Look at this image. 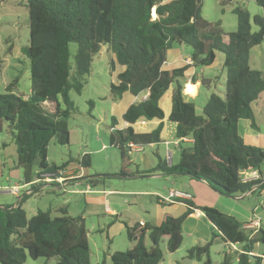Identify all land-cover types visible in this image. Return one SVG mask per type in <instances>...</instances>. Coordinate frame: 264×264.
Returning <instances> with one entry per match:
<instances>
[{"label":"trees","instance_id":"1","mask_svg":"<svg viewBox=\"0 0 264 264\" xmlns=\"http://www.w3.org/2000/svg\"><path fill=\"white\" fill-rule=\"evenodd\" d=\"M253 1L263 16L250 17L247 10L235 7L236 29L223 34L201 17L199 0H27L29 40L24 54L29 61L30 99L34 103L12 94L16 80L0 94V131L6 125L15 146L16 167L24 181L31 182L40 172L64 168L48 163V149L50 145L68 144L66 121L74 111L69 92L81 93L93 57L106 46L113 57L110 69L114 71L115 64L122 68L117 83L109 87L111 100L117 102L125 93L146 95L122 114L126 127L117 129L115 119H111L109 145L118 149L122 167L129 164L130 145L144 149L160 143L164 114L159 100L174 84L167 120L174 124L177 162L168 165L156 152L152 169L130 175L120 170L119 177L159 174L185 178L204 183L225 198L261 191L264 184L258 172L264 150L245 144L238 135L239 120L256 127L252 105L264 93V72L249 66L250 50L264 41V0ZM251 22L256 27L254 32ZM71 44L76 46L72 62ZM172 44L190 47L192 65L198 69L210 68L215 52L223 56V96L211 93L200 115L184 100L178 83L187 67L163 70ZM196 79L193 76L191 82L198 80L203 87L209 84L203 77ZM40 103L46 110L39 107ZM139 119L159 123L149 133H135L132 125ZM86 159L87 155L81 157L80 166H89ZM244 172H257L259 180L242 182ZM85 179L89 188L98 183L95 178ZM25 198L22 196L14 208L0 206V264H23L27 258L90 264L83 217H71L64 211L55 217L49 211L27 217L21 207ZM173 200L186 207L178 217L165 214L158 225L125 224L133 245L110 255L111 264H160L164 255L160 243L164 241L166 251L175 253L182 243L183 223L195 210L208 224L210 238L203 246L188 250L189 259L201 261L204 257L202 264H211L209 248L220 237L228 249L221 264H262L264 251L257 257L254 250L256 245H264V230L252 235L234 217L212 207L195 206L191 196ZM157 202L165 204L161 199ZM234 246L240 250L232 256Z\"/></svg>","mask_w":264,"mask_h":264},{"label":"rangeland","instance_id":"2","mask_svg":"<svg viewBox=\"0 0 264 264\" xmlns=\"http://www.w3.org/2000/svg\"><path fill=\"white\" fill-rule=\"evenodd\" d=\"M26 3L27 0H0V94L6 93V87L16 80L14 87L11 88L12 94L33 104L34 102L30 99L29 61L24 54V49L29 40ZM199 3L201 17L218 26L223 34L234 32L236 29V16L232 13L235 7L247 10L250 17L263 16L262 10L253 0H199ZM251 31H256L252 22ZM69 50L70 61L72 62L76 46L69 45ZM192 52L188 46L172 44L166 53V62L175 57L187 56ZM112 58L106 46H101L99 52L93 57L90 75L81 93L69 92V99L74 106L73 113L66 121L70 133L69 142L67 145H50L48 163L57 167L71 165L78 168L81 157L87 155L86 161L89 166L84 167V170L90 178L98 180L96 186L90 189L133 191V194L109 198L112 206L116 207L118 211L117 216H107L99 209L97 211L87 209L82 195L69 194L74 187L71 185L65 186L63 189L46 188L45 191L36 196H28L21 203L27 217H31L37 210L49 211L52 217L59 216L54 210L57 204L60 206L67 205V215L71 217L82 216L87 231L90 264H111L110 255L131 249L133 242H130L127 237L125 224L131 226L142 219L153 225L155 223L153 218L156 217L157 210L161 209L157 200L167 194L165 189H169V183L163 179H143L140 178L142 177L140 175L125 178L118 176L120 170H124L127 175L140 173L144 166L143 159L152 164L155 163L156 159L153 153L157 152L164 158L166 146L161 143L155 148H144V154H129L127 156L129 164L122 167L118 149L109 145V134L112 118L115 119V127L117 124L118 127L121 125L118 108L126 107L128 100L115 103L111 100L109 87L111 84H116L115 73L120 70V66L117 64H115L114 71L110 69ZM222 63V54L215 52L213 65L210 68H205L203 72H197L199 77L202 76L209 80L206 87H203L200 82H196L197 95L193 100H188L194 105L198 115L201 114L202 106L211 93L223 96L225 78L222 72ZM249 66L253 70L264 72V41L250 50ZM258 102L260 104L257 109L255 129L260 132L257 141L263 145L259 147L264 150V93ZM38 105L46 110L44 103ZM166 124L168 135L166 139L171 141L172 137L169 138V136L172 134L174 125L169 121H166ZM239 137L245 144L256 147L257 142H252L248 136L239 135ZM2 145L5 146L2 147ZM167 148L176 159L178 153L171 146ZM259 171L261 172L260 178L264 180V162ZM21 176L22 171L16 167L15 146L6 125H4L0 131V186L8 190L17 185L19 191H23V187L18 182ZM8 177L10 182L7 180ZM80 181L84 182L86 179H80ZM68 198L71 199L70 203L64 201ZM134 200H138L141 208L130 206ZM258 201L259 199L256 200L255 197L249 196L244 198L241 203L243 205H256ZM14 202L15 199L11 195L0 196V204L2 205H12ZM144 209L145 212H143ZM170 211L173 216L177 215L179 207ZM259 219H261L264 227V213L259 215ZM200 222L204 224L202 219ZM201 229L203 230V227ZM204 244L205 242L197 240L193 234H189L184 229L182 231V243L175 253H168L165 242L160 243V248L164 254L160 264H202L204 257L201 261L189 259L187 251L194 246H203ZM145 245L147 248L151 246L147 237L145 238ZM236 247L239 248L234 246L235 250H232L230 255L235 256V253L240 250ZM227 250L220 237L215 238L209 248L211 264H221L223 254ZM254 255L262 256V251L258 254L254 253ZM261 263L264 264V262ZM23 264H56V259L38 258L33 260L27 258Z\"/></svg>","mask_w":264,"mask_h":264},{"label":"crops","instance_id":"3","mask_svg":"<svg viewBox=\"0 0 264 264\" xmlns=\"http://www.w3.org/2000/svg\"><path fill=\"white\" fill-rule=\"evenodd\" d=\"M185 66L187 67V70L184 73V77L180 78L178 80V83L183 88L182 93L184 95V100L186 102H189L188 100H193L197 95L196 82H198L197 79L199 78V74L197 72L200 73V72L204 71V69H198V68L193 67V65H192V53L187 55V56L185 55L184 57H175L169 62L165 61L164 65H163V70L177 69V68H181V67H185ZM121 71H122V68L120 67V70L115 73L116 74V83H117V75ZM193 76L197 77V79H196L197 81L195 83L191 82V78ZM200 78H202V76ZM188 89H189V92L187 91ZM173 90H174V84H172L168 88V90L165 92V94L159 100V106L162 109L163 114H164V119H163L164 126L162 129L161 135H160L161 141L158 144L150 145L148 147V148H155V147H158L161 143L164 144L166 146L164 158L166 159L167 154H170V159L169 160L166 159L168 162V165L175 163L178 160V157L175 159L174 154H172L170 152V150H168V148H167L168 146H171L172 149H174L177 152L176 146L174 145V143H175V141H174V127L172 130L171 136H169V138L172 137V140L170 141L169 139H166V137L168 136L166 133V129H167L166 121H168L167 118H168V115H169L170 110H171V96H172ZM261 96H262V94L259 96V98L252 105V110L254 113L255 122H256L257 115H258V112H257L258 105L260 104L258 101H259ZM145 97H146V95H139L137 97H133L129 93L123 94L121 101H118V102H122V100L123 101L128 100V103H127L126 107H119L118 108L119 112H120L119 116L122 117V114L125 112V110L131 104L139 102V101L143 100ZM113 103H115V102H113ZM117 107H118V105H117ZM158 123H159V121H157V120L146 121L144 119H139L134 125H132V129L135 133H149L153 129L156 128ZM124 127H126V124L123 123L122 120H121V125H119V127H118V124L116 125V128H118V129H121ZM136 129H140L142 131H137ZM238 134L242 137L248 136L249 138L252 139V142H257L256 147H259L261 145V143L259 141H257V139L260 137V132H258V130L255 129V127L253 128L250 125V122L247 120H239V122H238ZM261 146H263V145H261ZM133 153L134 154L135 153L144 154V149H141L138 151L137 150H135V151L131 150V152H129L130 155ZM158 155L161 156L160 154H158ZM144 158H145V156H144ZM161 158H162V156H161ZM143 165L144 166L142 167L141 171H147V170L152 169L156 165V161H155V163L153 162V164H152L149 161L147 162V161H145V159H143ZM84 169L85 168L82 166H80L78 168L71 166V165L65 166L62 169V171L64 172V175H65V178H66V183L63 186L57 185V184H52V186H51V184H41V185L33 184L32 185L34 178L32 179L31 182H25L23 177L21 176L18 179V182H20L22 184V186H24V190L21 191V196L22 195L23 196L26 195L27 197L28 196H36V195L42 193V191H45L46 188H49V187H51V188L53 187V189H58V188L63 189L65 186L71 185L74 187H73V190H71V192H69V194L70 195L71 194L82 195L85 207L87 209L93 210V211H97L99 209L107 216H117L118 211H117L116 207L112 206L109 198H113V196H118V195L119 196H123V195L131 196V194H133L132 193L133 191H129V192H123V191L121 192V191H116V190H107L106 191L104 189L103 190L89 189L88 191H86L85 188H86V186H88L86 181H84V182L80 181V179L89 178V174L86 173V171ZM258 173H259V175H261L260 171ZM140 178H143V179L147 178V179H154V180L163 179L169 183V189L168 190L165 189V191H167L166 192L167 194L164 197H160L161 200L165 204L159 205L161 207V209L157 210L158 212L156 214V217L153 218L151 216V218H153V220L155 222L153 225H158L161 222V220L165 214H169V215L173 216L171 214V211H170L172 209L179 207V211H178V213H176L177 215H174L173 217H178L179 215H181L182 213L185 212L186 207L183 203L177 202L176 200L169 199V194H170L171 190H179V191H183V192H186L187 194H189L191 196V201L195 206L212 207V208L217 209L219 212H221L223 214L234 217L237 221H239L243 224V228L246 231L252 232V235H255L259 229L264 230V227L261 223V219H259V215L264 213V188L261 191L259 190L260 193H259V191L258 192L255 191L252 194H250V192H247L246 194L241 195V196L225 198V197L217 194L212 189H210L206 184L201 183V182L188 181L185 178L172 179L170 177L161 176L159 174H153L150 176H142ZM7 180L9 181V177ZM260 180H263V179L260 178ZM262 184H264V180H263ZM32 187L35 189L31 190ZM184 188H186V190H184ZM255 188H257V187H254V189ZM7 195H11L15 199L14 204H12V205L0 204V206H7L10 208L16 207L17 198H15L12 194H10L9 189L6 190L4 187L0 186V196L6 197ZM249 196L255 197L256 200L259 199V201L257 202L256 205H243L241 203V201H243L244 198L249 197ZM106 197H108V198H106ZM64 201L66 203H70L71 199L70 198H68L67 200L64 199ZM130 206H139L141 208L138 200H134V202L132 204H130ZM54 210L58 214H59V212H62V211L66 212V214H68L67 213V205L60 206L57 204L54 207ZM143 212H145V209L143 210ZM254 217H256L258 220V227H255V229H253V230L246 228L245 226L247 225V223L249 221H251ZM201 219H202L204 224H202L200 222ZM138 222L148 223L142 219H139ZM202 227H203V230L201 229ZM184 229L186 231H188L189 234H193L194 237L197 238V240H202L205 243H207L209 240V235H210L209 226L205 222V220L203 219L202 213L198 210H195L191 215H189L187 217V219L183 223L182 231H184ZM237 249H239V248H237ZM232 250H235V249H232ZM261 251H264V245H256L254 253L258 254V252H261ZM257 257H260V255H257ZM263 259H262V262H264Z\"/></svg>","mask_w":264,"mask_h":264},{"label":"built area","instance_id":"4","mask_svg":"<svg viewBox=\"0 0 264 264\" xmlns=\"http://www.w3.org/2000/svg\"><path fill=\"white\" fill-rule=\"evenodd\" d=\"M174 145H177V142L175 141ZM131 150L135 151V150H141V148L136 147V146H129V152H131ZM129 154V153H128ZM167 160L170 159V154H167L166 157ZM259 180V175L257 172H244L243 176H242V182L244 183H249L252 181H257ZM66 183V178L64 175V172L60 169H57L55 171H44V172H40L38 173L32 182L33 184L36 185H41V184H57V185H61L63 186ZM21 184V183H20ZM22 186V184H21ZM23 190H24V186ZM86 191H88L90 188L89 186H86ZM254 189V187L252 188V190ZM10 194H12L15 198H17V201H20L22 196H21V191H19V187L17 185L13 186L11 189H9ZM26 192V191H25ZM169 199H190V195L187 193H184L182 191L179 190H171L170 194H169ZM143 223H140V225H142ZM246 228L249 229H255V227H258V220L256 217H254L251 221H249L247 223V225L245 226ZM255 231V230H254ZM232 249H234V247H232Z\"/></svg>","mask_w":264,"mask_h":264},{"label":"bare ground","instance_id":"5","mask_svg":"<svg viewBox=\"0 0 264 264\" xmlns=\"http://www.w3.org/2000/svg\"><path fill=\"white\" fill-rule=\"evenodd\" d=\"M187 91L189 92V89Z\"/></svg>","mask_w":264,"mask_h":264}]
</instances>
